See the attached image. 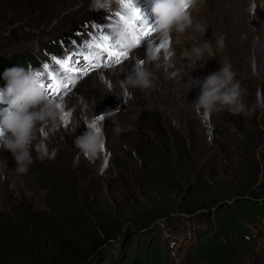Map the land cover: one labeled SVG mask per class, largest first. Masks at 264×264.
Returning <instances> with one entry per match:
<instances>
[{"label": "rangeland", "instance_id": "rangeland-1", "mask_svg": "<svg viewBox=\"0 0 264 264\" xmlns=\"http://www.w3.org/2000/svg\"><path fill=\"white\" fill-rule=\"evenodd\" d=\"M1 1L6 7L0 5V61L10 55L30 54L32 61L38 59L34 64L37 71L61 55L59 45L73 46L69 44L71 34L91 36L80 30L86 21L96 26L95 37H99L104 16L111 12L90 10L91 0ZM253 4L255 10L250 11ZM192 15L203 26L200 31L173 32L168 38L156 30L152 33L151 41L165 44L158 61L146 62L145 40L141 46L126 48L130 54L115 67L91 70L83 77L73 75L66 81L67 88L57 74L61 94L59 98L47 94L49 100L62 106L67 119L46 138L49 150L58 149L54 160L38 159L33 144V163L26 174H18L12 153L2 148L8 134L0 138V162L6 161L8 167L0 176L2 229L27 224L32 231L34 216L54 220L69 208L82 205L91 215L104 216L110 225L120 223L110 244L103 248L106 258L98 257L90 264H120L124 259L143 258L142 246H159L165 237L173 239L170 233L163 234L171 223V228L182 227L185 231L195 225L191 239L167 245L180 264H193L191 245L209 227L201 214L203 210L192 216L177 212L180 198L196 206L220 197L226 204L224 208H205L210 221L221 216L238 223L245 219H239L237 212L243 205L249 211L251 193L246 191L264 188V0H201ZM149 17L148 25L154 27L151 22L156 24L155 17L152 13ZM221 35L222 49L216 44ZM194 39L209 40L215 55L205 53L193 65L185 51L190 50ZM51 42L59 45L50 50ZM89 50L100 52L98 48ZM166 52L173 55L166 58ZM106 59V54L100 55L96 63L102 65ZM225 60L231 63L235 79L245 91L243 99L250 113L247 116L228 111L205 115L195 107L200 88L187 91L185 83L190 75L203 79L218 71ZM80 67H87V63ZM140 68L153 73L154 87H126V77ZM115 96L121 98L122 104L114 116L101 122L104 149L88 159L74 140L86 131L85 120L104 113L101 109L115 104L110 98ZM113 121L123 129L121 132L114 131ZM40 138H44L42 134ZM157 151L172 161L178 173L181 167L191 171L189 180H173L165 199L154 192L159 174L150 159ZM31 168L40 173L41 182L36 181ZM149 206L168 211L167 216L150 233L132 228L136 211ZM250 227L246 226L242 236L251 235L255 249L236 237L230 249L232 264H264V238L260 237L264 228L256 229L255 237L251 232L254 227L251 231Z\"/></svg>", "mask_w": 264, "mask_h": 264}, {"label": "clouds", "instance_id": "clouds-1", "mask_svg": "<svg viewBox=\"0 0 264 264\" xmlns=\"http://www.w3.org/2000/svg\"><path fill=\"white\" fill-rule=\"evenodd\" d=\"M121 0H91L89 8L92 11L110 12L113 4H120ZM201 0H153L151 12L156 20V31L160 36L168 38L173 32L183 34L189 29L200 31L202 25L194 20L192 12ZM110 29L114 37L125 46H133L136 36L127 32V25L123 22L112 23ZM218 48L224 47V37L217 38ZM159 45L151 41L147 45L146 62L158 61ZM207 53L213 57L212 44L209 40L191 43L190 50L185 55L195 65ZM166 52V58L172 56ZM235 72L228 60H225L218 71L209 73L203 79L188 77L185 83L187 91L193 87L200 88V95L195 107L206 113H219L228 111L234 115H249V110L243 99L245 91L241 83L235 79ZM5 87L0 89V100H6L8 107L0 113V138L3 139L2 148L10 151L15 159L18 174H26L29 165L33 163L30 146L34 144L35 153L40 160H54L58 149L49 150L46 138L54 134L62 126L65 113L60 104L49 100L46 88L38 71L31 65L13 66L3 72ZM126 87L150 89L153 85V73L147 68H140L135 73L126 77ZM116 113L106 111L102 115L105 119L111 118ZM96 116L89 117L84 122L86 131L74 140V145L88 159H93L101 151L104 143V131L101 125L93 127ZM114 131L119 133L120 128L115 121ZM44 125L45 127H41ZM41 134L43 139L40 138ZM7 162H0V176L7 170ZM14 187V185H12Z\"/></svg>", "mask_w": 264, "mask_h": 264}, {"label": "trees", "instance_id": "trees-1", "mask_svg": "<svg viewBox=\"0 0 264 264\" xmlns=\"http://www.w3.org/2000/svg\"><path fill=\"white\" fill-rule=\"evenodd\" d=\"M0 5L5 9V3L1 0ZM6 60L12 64H18L17 57H9ZM150 163L154 165L160 176V179L158 176L155 180L154 192L163 199L168 196L166 190L173 180L183 179L184 181L191 178V171L181 167L178 168V173L173 168L172 161L164 157L161 152L157 151L153 154ZM31 170L36 181L41 182L40 173L33 168ZM235 193L239 196V192ZM246 193H251L249 194L250 205L247 208L248 212L245 211V205L241 206L237 212L239 219L245 217L241 223L229 221L224 216L218 217L216 221H210L205 208L217 205L224 208L226 204L220 197L210 199L209 204L201 203L196 206L180 198L177 212L192 216L203 210L201 214L204 215L209 227V231L200 234L197 241L191 245L193 264H232L233 256L230 249L232 245H235L236 237L242 241L243 245L251 247L254 251L253 237L242 236V233L248 224L260 222L264 216V188L259 191H246ZM155 205L158 206L159 202ZM136 212L132 228L149 233L153 226H157L159 220L164 219L168 213V211H159V208L155 206ZM241 212L245 213L243 217L240 216ZM32 219V231L27 224L22 228L5 230L0 223V264H90L98 257L106 258L103 248L110 244V240L120 226V223L108 224L102 215H91L82 205H76L73 209L69 208L67 213H60L54 220L41 216H34ZM171 226L173 223L170 224ZM136 237H133L134 241L137 240ZM142 247L145 254L143 258L124 259L120 264H170V252L165 247V241L159 246Z\"/></svg>", "mask_w": 264, "mask_h": 264}, {"label": "snow or ice", "instance_id": "snow-or-ice-1", "mask_svg": "<svg viewBox=\"0 0 264 264\" xmlns=\"http://www.w3.org/2000/svg\"><path fill=\"white\" fill-rule=\"evenodd\" d=\"M120 7L122 11H114L111 13L112 18H119L115 20V23L123 22L126 24L127 32L129 34L133 33L134 31L138 33L135 38V45L141 46L142 42L145 40H147L148 43L151 42V36L152 33L155 32L156 27L153 28L144 20L140 8L136 5V0H121ZM249 10L254 11L255 5H251ZM106 27L109 29V31L106 32L104 27L100 26L99 37H92L82 44L84 52H81L78 55H67L66 57L61 58H52L49 63L42 65V71H38V74L42 80V86H44L46 91L51 93L53 97L59 98L61 94V84L59 81H57V74H59L60 80L65 82L63 86L67 88L68 85L66 81L68 79L69 73L83 77L91 70L115 67L123 59L128 57L130 52L125 49H130L131 46H125L123 43L117 40L114 37L109 25H106ZM164 47L165 44H159L158 51L160 52ZM92 48H98L100 50L99 54L88 51V49ZM104 54L107 56L104 64L101 65L96 63L99 56ZM84 62L87 63V67L81 68L80 65ZM138 63L142 62L138 61ZM50 64L52 65L51 67ZM44 81H47V84H45ZM125 95H128V93L125 92ZM205 115H207V113H205ZM65 119H67V117H65ZM103 120L104 117L102 115L96 116V120L92 126H102L101 122ZM103 149L104 143L101 145V150ZM104 166H107L106 163Z\"/></svg>", "mask_w": 264, "mask_h": 264}, {"label": "water", "instance_id": "water-1", "mask_svg": "<svg viewBox=\"0 0 264 264\" xmlns=\"http://www.w3.org/2000/svg\"><path fill=\"white\" fill-rule=\"evenodd\" d=\"M110 98L114 99L115 104H113L111 107H108V108L107 107L102 108L101 109V112L114 111V110H116V108H117L118 105H121L122 104L121 98H119L117 96L110 97Z\"/></svg>", "mask_w": 264, "mask_h": 264}, {"label": "bare ground", "instance_id": "bare-ground-1", "mask_svg": "<svg viewBox=\"0 0 264 264\" xmlns=\"http://www.w3.org/2000/svg\"><path fill=\"white\" fill-rule=\"evenodd\" d=\"M151 24H153V25H154V27L156 26V24H155L154 22H151ZM154 27H153V28H154Z\"/></svg>", "mask_w": 264, "mask_h": 264}]
</instances>
